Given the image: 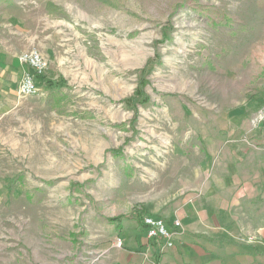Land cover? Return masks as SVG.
I'll use <instances>...</instances> for the list:
<instances>
[{
  "label": "rangeland",
  "instance_id": "rangeland-1",
  "mask_svg": "<svg viewBox=\"0 0 264 264\" xmlns=\"http://www.w3.org/2000/svg\"><path fill=\"white\" fill-rule=\"evenodd\" d=\"M263 107L264 0H0V264H100L108 218L173 211ZM245 207L264 264V186Z\"/></svg>",
  "mask_w": 264,
  "mask_h": 264
},
{
  "label": "crops",
  "instance_id": "crops-1",
  "mask_svg": "<svg viewBox=\"0 0 264 264\" xmlns=\"http://www.w3.org/2000/svg\"><path fill=\"white\" fill-rule=\"evenodd\" d=\"M243 117L236 116L235 122L229 124L232 131L218 136L222 145L219 150L212 140L205 143L207 147L211 142L207 153L213 164L209 177L199 183L197 191L173 211L153 212L167 222L180 220L185 233L174 246L160 253L140 224L125 219L121 228L116 229L123 247L115 248L114 242L104 241L103 251L107 254L100 264H258L253 245L241 241L248 230L245 206L264 186L260 176L264 168L262 154L250 143L261 142L262 135H258L260 128L251 123V118ZM220 126L226 128L228 124L223 120ZM250 167L254 171L252 177Z\"/></svg>",
  "mask_w": 264,
  "mask_h": 264
},
{
  "label": "built area",
  "instance_id": "built-area-1",
  "mask_svg": "<svg viewBox=\"0 0 264 264\" xmlns=\"http://www.w3.org/2000/svg\"><path fill=\"white\" fill-rule=\"evenodd\" d=\"M21 64L25 65L28 70L22 74L19 82L18 92L21 96L32 95L36 92V75L42 74L46 69V61L42 55L36 50L23 52L19 56ZM251 123L255 126H264V107L259 108L253 116ZM141 229L144 231L146 238L156 243V249L161 253L164 250L174 246V242L185 233L182 224L178 218H174L171 222H167L160 215L145 213L141 217ZM113 245L115 247H123V241L117 236Z\"/></svg>",
  "mask_w": 264,
  "mask_h": 264
},
{
  "label": "trees",
  "instance_id": "trees-1",
  "mask_svg": "<svg viewBox=\"0 0 264 264\" xmlns=\"http://www.w3.org/2000/svg\"><path fill=\"white\" fill-rule=\"evenodd\" d=\"M40 75H36V77H39ZM48 85L50 86H54L55 83L54 82H51V81H48ZM62 85H64L62 83ZM142 86V85H141ZM141 86L139 89L136 90V98L139 97L140 99H142V101H147V97L146 95L142 92L141 90ZM132 99V98H131ZM146 213V210L145 209H134L132 212L128 213V214H120V215H116V216H113V217H110L108 218V221L110 223H115L116 225V228L117 229H120L121 228V224L122 222L125 220V219H134L138 224L141 223V217L143 214Z\"/></svg>",
  "mask_w": 264,
  "mask_h": 264
}]
</instances>
